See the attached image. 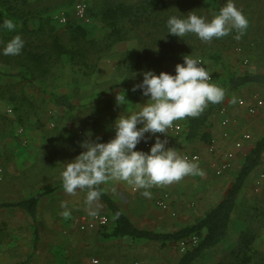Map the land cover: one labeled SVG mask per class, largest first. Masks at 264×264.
<instances>
[{
  "label": "rangeland",
  "instance_id": "374dc122",
  "mask_svg": "<svg viewBox=\"0 0 264 264\" xmlns=\"http://www.w3.org/2000/svg\"><path fill=\"white\" fill-rule=\"evenodd\" d=\"M40 1V7L50 13L63 12L67 20L75 19L70 3L71 1L75 3L77 0ZM79 1H85L88 6H97L99 3L104 2V0ZM109 1L131 3L137 0ZM179 3L186 13L192 10L198 14L210 15L213 11H218L225 3V0H179ZM234 4L248 20V27L243 35L236 39L235 37L238 33L233 30L227 36L218 39L213 38L210 42L200 40L199 46H197L199 50L196 53L185 52L182 54L183 52H179L175 55L168 52L169 54L167 53L164 56L161 54L157 58H153L155 53L150 51L151 49L180 50L184 47L186 48V43L169 42L165 46L152 45V48H142L136 38H130L114 43L109 51L99 59L94 71L89 75L78 74L75 83L70 81V70L68 67L61 64L54 65L46 80H42V82L37 83L33 87L28 84H19L16 78L0 75V95H2L0 96V168L2 169L0 182L4 181L5 173L3 174V171L8 168L9 177L6 182L17 179L23 182L24 179H27L28 184L24 187L31 194L61 183L60 172L63 167L62 163L73 159L83 150L79 145V141L86 138H99L100 141L106 142L114 136V119L120 112L121 114L129 112L126 106L122 108V105H117L114 100L116 95L120 96L123 92L128 94L129 97L125 96L128 100L127 104H135L132 111L138 110V103L145 102L147 97L141 94L139 88L135 91L132 88L133 85L138 84L142 80V71L151 69L157 74L160 71L174 74L175 64L178 62L182 63L184 55L200 58L202 65L212 76L210 83H215L223 88L225 97L232 95L228 103L232 107L234 105V96L238 94H230L231 90L227 88L229 76L241 71L264 72V0H234ZM90 24L95 26L96 32L94 31L93 33L98 34L101 23L91 19ZM57 25L61 26L63 24L58 23ZM237 48H240V51H236ZM215 52L221 55L220 61L209 58V54ZM160 58L163 62L151 64L152 61ZM244 58H247V62L243 61ZM111 62L116 64L114 69H112ZM139 66L141 69L136 71ZM0 69L4 70L7 68L0 64ZM8 86L13 87L9 93L1 91L2 87ZM44 90L47 92L54 90L56 92H68L77 108L67 111L52 106L49 99L42 93ZM21 91L28 96L32 104L28 110L19 109L16 111L13 108V102L9 100V96L16 95ZM224 99L227 100L226 98ZM222 104L226 105V102L222 101ZM6 108H11V112L6 113ZM214 115L220 121L219 113L215 112ZM243 119L244 121H241L240 128L246 129L252 136V141L255 142L258 138L255 135H258V133L248 127V121L250 120L246 116H243ZM140 126V124L137 125V127ZM34 130L42 132V141L37 142V140L33 139L32 131ZM89 130L91 131V136L86 137L85 134ZM78 131L79 135L77 134ZM10 146H14V148L9 149ZM14 155L20 156L19 162L20 164L22 163V166L24 165L21 167L24 169L19 173L13 172L14 167L18 164L13 161ZM9 168L13 169L9 170ZM258 169L259 167L256 168V170ZM108 184L106 182L100 186L103 187ZM250 186L244 189L243 193L241 192V196L236 203V208L233 210L229 223L227 239L225 238V241L206 252L204 256L198 258L192 264H234L231 263L233 260L231 252L237 249L240 233L245 230L253 234L252 246L257 251L254 259L248 264H264V184L260 186L258 192L254 191L252 185ZM3 188L12 189L10 184ZM25 188L21 187V189ZM197 189L196 192L194 190L182 192V194H186L183 198L185 202L182 204L184 208L191 210V212L196 211V209H193L197 203L201 204V198L203 203L206 204V201L213 199L216 202L220 197V191L215 190L212 195H209L205 191L206 188L197 186ZM85 194V191L77 190L75 194L69 195L59 188L49 194L51 198L45 206L43 196L40 199L41 219L44 220V211L50 210L54 214L51 216L56 215L58 219H63L64 221L71 220L80 207L85 208V204L80 206L79 202H77L79 199L84 198ZM61 202H67L71 211L69 218L61 215L63 211ZM99 205L98 214H107V210L101 201H99ZM85 212H83L85 214H81L83 219H80L79 224L94 218L86 216L88 215L87 210ZM178 215H180L179 211L176 216H170V221L181 220L184 223H189L195 217V214L187 215V217H185L186 215ZM79 224L76 229L81 230ZM111 225V222H108L104 226L95 228L98 231H104L109 229ZM177 227L174 223L170 229L175 230ZM39 229L42 233L44 229L53 230V227L44 228V226L40 225ZM69 233H72V231L70 230L65 235ZM65 241L68 240L65 239ZM127 245L129 246L128 254L121 257H116L117 255L114 254L108 264H174L183 253L179 250L177 242L162 245L158 242L130 239ZM113 246L115 247L116 245L113 244ZM41 255L44 256V251L41 252ZM45 255L48 259L53 257L50 251L45 253ZM56 256L59 257L61 264H80L77 257L78 254L73 248H62L58 251V254L54 255V257ZM87 256L88 264H94L93 260L96 257L92 254Z\"/></svg>",
  "mask_w": 264,
  "mask_h": 264
},
{
  "label": "trees",
  "instance_id": "16d2710c",
  "mask_svg": "<svg viewBox=\"0 0 264 264\" xmlns=\"http://www.w3.org/2000/svg\"><path fill=\"white\" fill-rule=\"evenodd\" d=\"M73 2L70 3L72 8L75 4ZM40 5V0H0V21L11 18L17 25L14 32H9L6 29L0 30V48L3 47V42L17 32L25 41L19 55L11 56L0 53V64L7 68L0 69V75L16 78L19 84H28L32 87L37 85L42 80H46L52 67L56 64L68 67L70 81L75 83L78 74L89 75L94 71L99 59L109 51L114 43L130 38H136L142 48H152V45L165 46L169 42L186 43V48L180 50L151 49L150 51L155 53L153 58H157L161 54L164 56L168 52L176 55L179 52H183L182 54L185 52L196 53L199 50L197 46H199L200 39L194 33H188L179 38L166 32V20L170 15L186 13L181 8L179 0H137L131 3L104 0L97 6H88L86 3L89 17L101 23L98 34L93 33L95 31L93 24H85L77 19H66V22L59 26L54 14ZM209 58L220 61L221 55L215 52L209 54ZM161 62L163 60L160 58L152 61L151 64H160ZM140 66L136 68V71L141 69ZM252 82L264 84V73L241 71L231 74L228 78L227 88L237 89ZM12 88V86L2 87L1 91L9 93ZM42 93L49 99L52 106L67 111L77 108L68 92H56L55 90L47 92L44 90ZM9 100L13 102V108L16 111L19 109L28 110L32 104L22 91L9 96ZM220 105L222 102L208 104L199 116L177 120L182 122L186 128V139L199 138L209 144L211 136L205 129L210 126V118L215 112H218ZM263 155L264 135L255 140L243 156L239 169L224 196L206 210L201 217L171 232H157L137 227L120 205L99 187L102 191L99 200L107 210L106 215L112 224L108 232H103L102 236L143 239L164 245L194 234L198 236L197 243L187 248L174 263L192 264L207 250L216 247L226 238L237 197L246 178L261 165ZM59 187H62V184L47 187L18 201L0 203V206L3 207L21 208L28 214L33 226L34 249L39 242L38 202L42 196ZM253 238L250 231L245 230L240 233L237 249L231 252L233 255L231 263L248 264L254 259L257 251L252 246Z\"/></svg>",
  "mask_w": 264,
  "mask_h": 264
},
{
  "label": "clouds",
  "instance_id": "9594fccd",
  "mask_svg": "<svg viewBox=\"0 0 264 264\" xmlns=\"http://www.w3.org/2000/svg\"><path fill=\"white\" fill-rule=\"evenodd\" d=\"M248 27L246 16L235 6L234 0H225L218 11L210 15L188 11L186 15H170L166 20L167 33L179 38L194 33L201 41L227 36L235 30L239 39ZM16 23L11 18L0 21V30L14 32ZM25 41L17 32L3 42L0 53L19 55ZM182 63L174 66V74L148 69L142 71V80L133 85L140 89L147 99L138 103L136 111L117 115L113 121L114 136L106 142L96 139L79 141L82 151L73 159L63 162L60 172L62 188L72 195L77 190H86L84 204L89 216L98 214L102 191L99 186L109 180L124 181L141 190L145 198L151 197L153 186L167 185L180 181L185 176L202 175V170L176 148L166 147L167 140L155 137L148 151L137 150L145 133H167L173 122L185 117H197L208 104L221 103L225 98L224 89L210 83L211 75L198 57L184 55ZM117 105L128 101L125 95H116ZM140 124V127L137 125ZM91 136V131L86 132ZM61 215L69 218L71 211L67 202H61Z\"/></svg>",
  "mask_w": 264,
  "mask_h": 264
},
{
  "label": "crops",
  "instance_id": "0c3cea01",
  "mask_svg": "<svg viewBox=\"0 0 264 264\" xmlns=\"http://www.w3.org/2000/svg\"><path fill=\"white\" fill-rule=\"evenodd\" d=\"M111 64L112 69H114L116 67V64L114 62H111ZM123 93L121 95H123ZM233 93H236L238 95L234 96V105H232V107L230 104H228L231 100L230 97L232 95L225 97L228 101L225 99L223 100L224 102H226L227 114L231 118L232 122L228 126H223L220 123L218 117L214 115L210 118V126L205 129V131L210 133L211 139L214 140V152L208 151V144H206L203 140L199 138L186 139L184 133H182L176 139L172 146L176 148L180 154L186 152H197L200 155V160L197 162V164L202 170V175L185 176L180 181L173 182L171 184L153 186L151 189H149V191L151 192L150 198H145L144 196H142L141 190H138L137 192H132L131 185L129 186V184L124 181L109 180V184L107 186H99L120 205L122 210L127 214V216L130 218L134 225L139 228L153 230L157 232H171L174 231L170 229L174 223L179 228L191 223L193 220L201 217L204 212L208 210V208H210V206L212 207L224 196L239 169V166L243 160V156L254 143V141H252V136L250 135V139L243 140L242 146L240 148L234 147V141L241 137L242 132H248L246 131V129L240 128L241 121H244L243 116H246L250 120L248 121V127L258 133V135L255 136L260 138L264 135V107L260 108L255 115H249L246 112L244 106H238L236 104V99L238 97L244 98L247 102H251L252 97L254 95L264 97V84L256 82L247 83L240 88L231 90L230 94ZM124 95L129 97L128 94L124 93ZM125 104L126 105L120 104V106L122 105V108H125L126 106L128 108V111L134 110L133 107H135V104L128 105L127 101ZM225 128L229 132V135H227L226 137L223 135V131L225 130ZM78 133L79 131L77 132V134ZM32 136L34 137L33 139L37 140V142L43 140L42 132L40 130L32 131ZM142 141L143 138L136 145V149L147 152L148 149L143 148ZM13 148L14 146H10L9 149ZM229 150L233 151L232 166L230 167V169H228L221 175H214L212 169V161L214 159L223 157L225 155V152ZM13 161L15 162V164L18 163L14 167V173H19L22 169H24L21 168L24 165L22 166V163L20 164L19 162L20 156L14 155ZM258 167V170H256L255 168L246 178L245 184L237 197L236 203L238 202L241 196V192L243 193L244 189L252 185L254 191L258 192L260 190V186L264 184V181H261L259 178L260 172L264 171V155L262 158V163ZM10 169L13 168H9V170ZM7 171L8 168L4 169L3 174L5 173V179L4 181L0 182V203L18 201L32 195L24 187L28 184L27 179H24L23 182H21L20 179H17L8 181L7 183L6 179H8L9 177V171ZM6 183L10 184V186L12 187L11 190L9 188H3L7 186ZM59 184L61 183H58L56 185ZM21 185L25 189H21ZM197 186L200 188H206L205 191L209 193V195H212L215 190L220 191L221 193L220 197L216 202L212 199L210 201H206V204H204L201 198V204L197 203V205L193 209H196V211L191 212V210L184 208L182 204L183 202H185V199L183 198L186 195L182 194V192H189L190 190H194V192H196L198 190ZM59 188L63 189L62 187ZM156 190H167L171 194L172 200L169 209L161 210L154 205L153 197H155ZM49 194L50 193L44 195V206L49 203V200L51 198ZM198 196L200 195L198 194ZM208 197L210 198V196ZM84 198H81L77 201L79 202L80 206L84 204ZM85 211L86 208L80 207V209L75 213L74 217L71 218V220L64 221L63 219H58V216L56 215L51 216L54 214L51 213L50 210H47L44 211L43 220L41 219L42 215L40 212L39 200L37 205L38 229L41 225L44 226V228L53 227V230L44 229V232L41 233L39 229V242L36 249H34L33 226L28 214L23 209L18 207L0 206V264H61L59 261V257H54V255L58 254V251L62 248H73L78 254L77 257L79 258L80 264H88L87 255L89 254H92L96 257L94 258L95 260H93L94 264H108V262H111L114 254L117 255L116 257L127 255L129 252V246L127 245V243L130 241L131 238L103 237L102 233L108 232L109 229L104 231H98L96 228H88L85 230L76 229L80 219H83L81 218V214ZM172 211L175 212V215L171 214ZM178 211L179 214L182 216L186 215L185 217H187V215L195 214V217L189 223H184L181 220H175L171 222L170 216H176V213ZM183 211L184 213H182ZM86 216L90 217L89 215ZM178 227L176 229H179ZM70 230L72 231V233L65 235V233L69 232ZM65 239H67L68 241H65ZM226 239H224L223 241H225ZM136 240H142L145 242L147 241L143 239ZM113 244H115L116 246L114 247ZM210 250L211 249L207 250L206 252ZM43 251L44 256L41 255V252ZM49 251L53 256L51 259H48V257H46L45 255V253H48ZM206 252L202 256H204Z\"/></svg>",
  "mask_w": 264,
  "mask_h": 264
},
{
  "label": "built area",
  "instance_id": "2783aa9c",
  "mask_svg": "<svg viewBox=\"0 0 264 264\" xmlns=\"http://www.w3.org/2000/svg\"><path fill=\"white\" fill-rule=\"evenodd\" d=\"M86 8L87 6L84 1H77L73 6V15L75 19L85 24L91 22V18L87 14ZM54 18L59 24H64L66 22V16L63 12L54 14ZM236 50L240 51V48H237ZM243 61L247 62V58H244ZM236 104L238 106H244L246 112L249 115H255L260 108L264 107V97L254 95L252 97L251 102H247L244 98L238 97L236 99ZM5 112L10 113L11 108H6ZM218 113L220 115V123L223 126H228L232 122L231 118L227 114V109L223 104L219 106ZM263 122H264V118H263ZM185 132H186V128L182 124V122L174 121L172 127H170L167 130L166 135L162 133H156V134L145 133L144 135L146 139H143L142 146L144 149H149L151 144L154 142L155 137L159 136L161 139L167 140L166 147H172L176 139L182 133L185 134ZM223 135L225 137L229 135V132L227 131L226 128L223 131ZM248 139H250V134L248 132H242L241 137L234 141V147L240 148L242 146L243 140H248ZM207 149L209 152H214L215 144L213 139H211V142L208 144ZM181 155H186L189 158V160H193L196 163L200 160V155L197 152H186ZM232 159H233L232 150L226 151L223 157L214 159L212 161V169L214 175L219 176L228 169H230V167L232 166ZM1 177H2V169L0 168V179ZM259 178L261 181H264V171L260 172ZM131 190L132 192L138 191V190H133L132 186H131ZM171 200H172L171 194L167 190H156L155 197H153L154 205L161 210L169 209ZM171 214L175 215V212L172 211ZM108 222H109L108 216L102 213L96 215L92 220L84 221L79 225V228L81 230H85L88 228H95L97 226H104L108 224ZM197 241H198V236L194 234L181 238L180 240L177 241L178 248L179 250L184 252L187 248L194 246L197 243Z\"/></svg>",
  "mask_w": 264,
  "mask_h": 264
}]
</instances>
